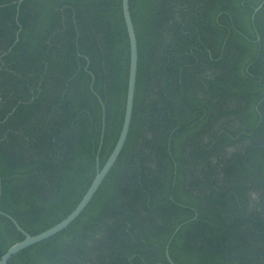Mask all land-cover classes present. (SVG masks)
<instances>
[{
    "label": "trees",
    "instance_id": "trees-1",
    "mask_svg": "<svg viewBox=\"0 0 264 264\" xmlns=\"http://www.w3.org/2000/svg\"><path fill=\"white\" fill-rule=\"evenodd\" d=\"M19 1L0 0V209L36 236L115 149L131 49L123 0ZM130 8L125 146L10 264H171L168 245L175 264H264V0ZM25 238L0 214V259Z\"/></svg>",
    "mask_w": 264,
    "mask_h": 264
},
{
    "label": "water",
    "instance_id": "water-1",
    "mask_svg": "<svg viewBox=\"0 0 264 264\" xmlns=\"http://www.w3.org/2000/svg\"><path fill=\"white\" fill-rule=\"evenodd\" d=\"M24 1L25 0H20L19 5H21ZM261 7L262 6H260L256 10V13L261 9ZM123 12H124L126 26L128 29L129 39H130L131 59H130V74H129V86H128L125 119H124L122 131H121L119 140L115 146V149L113 150L111 156L109 157L108 161L103 166V168H100L98 164L97 175L92 185L90 186L89 190L87 191L86 195L84 196L82 201L79 203V205L76 207V209L66 219H64L62 222L52 227L51 229L41 234H38L36 236H32L28 234L24 229H22L16 220H14L10 215L2 212L0 209V214L10 219L15 224L17 229L20 232H22L26 237L23 241L13 245L3 255V257L0 259V264H10L11 259L18 253L22 252L23 250L33 245H36L51 237H54L55 235L67 229L81 215V213L87 208L89 203L92 201L97 191L101 187L102 183L104 182L105 178L107 177V175L109 174V172L111 171L115 163L117 162L125 146V143L127 141V138L130 132L132 117H133L135 94H136V87H137L138 66H139V48H138L137 34H136L135 26L133 23L132 15H131L130 0H123ZM105 129H106V110L105 108H103V130H102L101 144H100L99 152L97 155L98 163H99V154H100L103 140H104ZM178 231L179 229L176 230L173 237L177 234ZM169 247L170 245H168L167 251H166L167 258L171 264H175L169 254Z\"/></svg>",
    "mask_w": 264,
    "mask_h": 264
}]
</instances>
